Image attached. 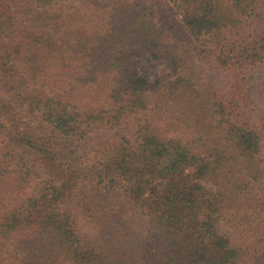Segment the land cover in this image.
Wrapping results in <instances>:
<instances>
[{
    "label": "trees",
    "instance_id": "trees-1",
    "mask_svg": "<svg viewBox=\"0 0 264 264\" xmlns=\"http://www.w3.org/2000/svg\"><path fill=\"white\" fill-rule=\"evenodd\" d=\"M262 10L0 0V264H264V111L244 115L264 67ZM196 41L225 79L182 52ZM145 57L167 72L144 75ZM124 127L134 137L100 141L81 171L69 148ZM127 206L143 222L133 235L121 223L129 258L100 238Z\"/></svg>",
    "mask_w": 264,
    "mask_h": 264
},
{
    "label": "rangeland",
    "instance_id": "rangeland-1",
    "mask_svg": "<svg viewBox=\"0 0 264 264\" xmlns=\"http://www.w3.org/2000/svg\"><path fill=\"white\" fill-rule=\"evenodd\" d=\"M172 12H178L179 14L182 12L178 7H174L170 9ZM264 27V14L263 10L259 12L258 17L255 21L252 22V28L255 31L261 30ZM202 43L199 41L196 42H186V44L182 47V52L186 56H190L191 62L193 65L198 68L206 71L207 76H214L218 78V80H221L224 78V75L218 74L215 69H213V63L211 60H206L204 57H202L200 54V51H202ZM204 48V47H203ZM137 64L140 67L142 73L146 75L149 78H154L158 76L161 73L167 72L166 64H160L154 62L150 57H145L142 59L137 60ZM246 86L248 88V92L250 94V104L247 105L245 110V117L255 124L259 123V117L264 111V94L263 88H264V67L255 69L251 72L249 77L246 81ZM131 130V131H130ZM122 134H126L130 137H134V130L131 127H124V128H118L114 129L112 131H107V129H104L103 131L92 135L88 137L84 142H82L79 146H75L74 148H69L70 154L75 158V163L79 165V168L83 172H89L92 168V159L94 156V147H98L100 144V141L105 139L110 140H118ZM109 194H106L108 198V202L111 205L116 204L120 202V198L117 197L116 199H113V195L115 194L114 187L109 188ZM114 189V190H112ZM112 190V192H110ZM118 206V205H117ZM129 206V205H128ZM128 206L125 209H120V211H123V219L119 220L120 226L116 225L114 228V225L117 221L114 220L111 225L107 226L103 231L104 233L100 234V238L102 241H105L109 239L108 241H115L116 239L120 241V245L116 248L118 249V252L121 255H125L126 258H129L133 255L134 249H131L130 246L131 243L126 244V240L124 237L126 235L124 234V237H122L119 234V229L121 227L122 221H124L123 227L131 226V231L129 232L131 235H133L135 232H139L142 228V219L138 212L131 211ZM119 208V207H118ZM129 209V210H128ZM228 233L233 234V231L225 228ZM127 234V233H126ZM117 246V245H116Z\"/></svg>",
    "mask_w": 264,
    "mask_h": 264
}]
</instances>
